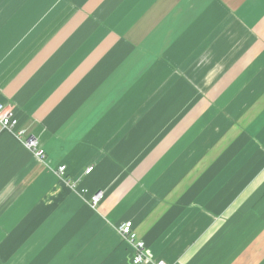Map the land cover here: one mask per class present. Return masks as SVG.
Listing matches in <instances>:
<instances>
[{"label": "crops", "instance_id": "1", "mask_svg": "<svg viewBox=\"0 0 264 264\" xmlns=\"http://www.w3.org/2000/svg\"><path fill=\"white\" fill-rule=\"evenodd\" d=\"M0 101V264H264V0H0Z\"/></svg>", "mask_w": 264, "mask_h": 264}, {"label": "built area", "instance_id": "2", "mask_svg": "<svg viewBox=\"0 0 264 264\" xmlns=\"http://www.w3.org/2000/svg\"><path fill=\"white\" fill-rule=\"evenodd\" d=\"M0 125L13 132L18 138H20L23 144L34 151V154L37 158L44 157V150L39 145L36 138L30 136V134L24 128H18V120L14 114V111L11 107L5 105L0 101ZM65 169L66 166L61 164L57 167L56 172L61 178H65ZM93 166H88L85 169V174H88L92 171ZM86 192V189H81L80 193L83 194ZM104 192L98 190L90 195L88 198V204L95 208L103 199ZM118 231L124 239L129 241L134 249V254L132 257L133 264H141L144 262H152L153 264H169L163 259L154 260L149 254L146 245L142 239H138L134 231L133 222L126 220L118 225Z\"/></svg>", "mask_w": 264, "mask_h": 264}]
</instances>
